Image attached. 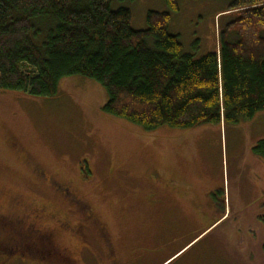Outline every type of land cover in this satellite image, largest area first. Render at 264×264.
<instances>
[{
    "label": "rangeland",
    "instance_id": "374dc122",
    "mask_svg": "<svg viewBox=\"0 0 264 264\" xmlns=\"http://www.w3.org/2000/svg\"><path fill=\"white\" fill-rule=\"evenodd\" d=\"M231 1L178 0L169 30L185 52L199 58L218 49L238 12L227 11ZM111 6L129 8L136 30L147 28L150 11L170 9L166 0ZM107 100L100 83L80 75L64 78L50 97L0 90V239L6 218L25 220L8 224L19 233L43 213L32 246H3L0 264H37L50 228L57 245L78 254L81 242L55 231L56 219L75 229L82 220L65 199L74 196L125 264L148 251L155 253L143 264H264V157L254 150L264 139V110L239 123L149 132L105 112Z\"/></svg>",
    "mask_w": 264,
    "mask_h": 264
},
{
    "label": "trees",
    "instance_id": "16d2710c",
    "mask_svg": "<svg viewBox=\"0 0 264 264\" xmlns=\"http://www.w3.org/2000/svg\"><path fill=\"white\" fill-rule=\"evenodd\" d=\"M166 1L168 11H150L136 30L131 10L112 0H0V90L50 97L64 78L88 77L107 91L105 112L149 132L264 110L263 0H232L227 11L238 12L218 49L199 58L170 32L179 3ZM254 150L264 157V139Z\"/></svg>",
    "mask_w": 264,
    "mask_h": 264
},
{
    "label": "flooded vegetation",
    "instance_id": "af4514ba",
    "mask_svg": "<svg viewBox=\"0 0 264 264\" xmlns=\"http://www.w3.org/2000/svg\"><path fill=\"white\" fill-rule=\"evenodd\" d=\"M39 172L42 173V176H45L47 182H49L51 185L56 186L55 188L56 190H58V192L62 193L63 191V194L65 196L71 195L68 188H63L62 185H60L53 178L47 177V175L40 170ZM65 199L71 205V207L79 206L82 209V220L76 224L77 229H75L68 221H65L64 219H56L57 223L55 224V231H63L65 232V234H71L75 236V238H77L81 242L82 249L78 254H75V252L69 251L66 247L57 245V234L54 232V229L50 228L48 232L45 231L47 232L45 234V238H42L45 242L44 251H41V259L37 261V264H125L119 258L117 252L112 246L113 238L111 239V236L106 232L101 233V231H99L95 227L97 226L95 216L93 215L92 210L89 208L88 204L84 205L81 200L75 196L67 197ZM35 216L36 220L32 221V224L27 225L28 228L20 230L22 232L19 233H16L12 228V230L10 231V226L8 224L11 223L14 225V227L16 226L17 228L18 225L25 224V220L6 218L8 220V228L6 227L8 236L0 239L1 252H3V246L13 248L14 251L16 249L19 250L20 248L28 249L32 246L31 242L35 239V236H38L37 233H39V231L41 230L37 229L38 223L40 222L37 220L43 217V213L38 211L35 213ZM142 253L143 254H141L140 256H137L133 263L128 264H143L145 260L143 258L146 255L150 256L151 253L155 252L148 251Z\"/></svg>",
    "mask_w": 264,
    "mask_h": 264
},
{
    "label": "bare ground",
    "instance_id": "6f19581e",
    "mask_svg": "<svg viewBox=\"0 0 264 264\" xmlns=\"http://www.w3.org/2000/svg\"><path fill=\"white\" fill-rule=\"evenodd\" d=\"M179 37V36H178Z\"/></svg>",
    "mask_w": 264,
    "mask_h": 264
}]
</instances>
